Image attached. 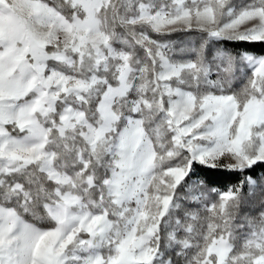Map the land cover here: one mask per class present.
I'll list each match as a JSON object with an SVG mask.
<instances>
[{"label":"snow or ice","instance_id":"snow-or-ice-1","mask_svg":"<svg viewBox=\"0 0 264 264\" xmlns=\"http://www.w3.org/2000/svg\"><path fill=\"white\" fill-rule=\"evenodd\" d=\"M0 264H264V0H0Z\"/></svg>","mask_w":264,"mask_h":264}]
</instances>
